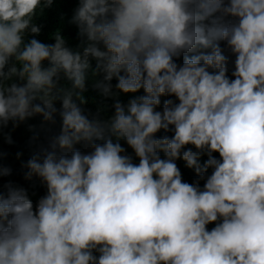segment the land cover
I'll use <instances>...</instances> for the list:
<instances>
[{
    "label": "clouds",
    "instance_id": "obj_1",
    "mask_svg": "<svg viewBox=\"0 0 264 264\" xmlns=\"http://www.w3.org/2000/svg\"><path fill=\"white\" fill-rule=\"evenodd\" d=\"M72 1L0 0V264H264V0Z\"/></svg>",
    "mask_w": 264,
    "mask_h": 264
},
{
    "label": "trees",
    "instance_id": "obj_2",
    "mask_svg": "<svg viewBox=\"0 0 264 264\" xmlns=\"http://www.w3.org/2000/svg\"><path fill=\"white\" fill-rule=\"evenodd\" d=\"M72 5V0H60L51 7V3L45 5L44 0H41V5L36 10L37 16L45 20L46 29L52 27L72 29L69 22ZM41 118L42 114H34L28 124L20 126L15 131H11L10 125H7L4 132L0 133V163L10 169L6 175L0 174V193L6 192L7 186L11 184L23 187L32 200L37 186L44 184L35 174L31 178L25 177L26 161L34 154L40 153L42 148H47L51 140L50 136L45 135L48 131L47 125ZM17 176L21 179L18 180Z\"/></svg>",
    "mask_w": 264,
    "mask_h": 264
}]
</instances>
